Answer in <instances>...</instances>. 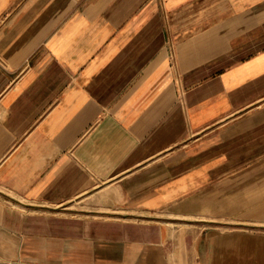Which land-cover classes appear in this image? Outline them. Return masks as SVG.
Masks as SVG:
<instances>
[{
  "label": "crops",
  "instance_id": "obj_1",
  "mask_svg": "<svg viewBox=\"0 0 264 264\" xmlns=\"http://www.w3.org/2000/svg\"><path fill=\"white\" fill-rule=\"evenodd\" d=\"M264 0H0V264H264Z\"/></svg>",
  "mask_w": 264,
  "mask_h": 264
},
{
  "label": "rangeland",
  "instance_id": "obj_2",
  "mask_svg": "<svg viewBox=\"0 0 264 264\" xmlns=\"http://www.w3.org/2000/svg\"><path fill=\"white\" fill-rule=\"evenodd\" d=\"M248 228H250V229H264V227H260V226L259 227L258 226H252V227L250 226Z\"/></svg>",
  "mask_w": 264,
  "mask_h": 264
}]
</instances>
